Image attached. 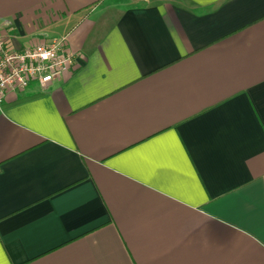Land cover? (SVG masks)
I'll list each match as a JSON object with an SVG mask.
<instances>
[{
    "label": "crops",
    "instance_id": "1",
    "mask_svg": "<svg viewBox=\"0 0 264 264\" xmlns=\"http://www.w3.org/2000/svg\"><path fill=\"white\" fill-rule=\"evenodd\" d=\"M72 68L0 111V264H264V0H0Z\"/></svg>",
    "mask_w": 264,
    "mask_h": 264
},
{
    "label": "built area",
    "instance_id": "2",
    "mask_svg": "<svg viewBox=\"0 0 264 264\" xmlns=\"http://www.w3.org/2000/svg\"><path fill=\"white\" fill-rule=\"evenodd\" d=\"M74 61L67 36L17 49L11 47L9 37L0 32V111L9 94L23 92L33 83L46 91L72 68Z\"/></svg>",
    "mask_w": 264,
    "mask_h": 264
}]
</instances>
